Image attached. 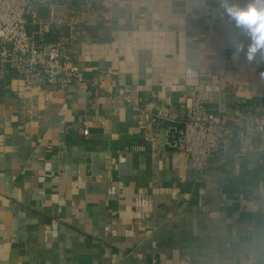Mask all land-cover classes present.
<instances>
[{
	"label": "crops",
	"instance_id": "obj_1",
	"mask_svg": "<svg viewBox=\"0 0 264 264\" xmlns=\"http://www.w3.org/2000/svg\"><path fill=\"white\" fill-rule=\"evenodd\" d=\"M52 2L28 31L57 42L78 19L75 64L111 90L138 89L173 115L201 94L236 125L264 111V0ZM21 89L0 64V264H264L263 151L238 155L234 138L198 171L165 146L164 122L154 145L106 91L34 89L29 122Z\"/></svg>",
	"mask_w": 264,
	"mask_h": 264
},
{
	"label": "built area",
	"instance_id": "obj_2",
	"mask_svg": "<svg viewBox=\"0 0 264 264\" xmlns=\"http://www.w3.org/2000/svg\"><path fill=\"white\" fill-rule=\"evenodd\" d=\"M52 5V0H0V64L2 67L9 64L18 74L23 87L19 102L27 121L38 117L39 97L32 90L52 94L77 86L82 92L106 91L112 98L127 103L145 140L154 145L160 141L159 125L164 122L165 146L170 150L182 148L198 171H205L221 145L234 138L239 144L238 155L264 152V111L251 112L242 125H236L219 120L207 106L206 98L196 94L181 114L173 115L166 105L149 109L138 89L113 91L106 77L87 76L75 64L72 52L81 34L76 18L70 19L68 32L57 42L35 41L27 29L28 16L36 14L39 7ZM78 121L82 123L83 135L88 136L93 122L81 117Z\"/></svg>",
	"mask_w": 264,
	"mask_h": 264
},
{
	"label": "snow or ice",
	"instance_id": "obj_3",
	"mask_svg": "<svg viewBox=\"0 0 264 264\" xmlns=\"http://www.w3.org/2000/svg\"><path fill=\"white\" fill-rule=\"evenodd\" d=\"M242 21L250 22L256 15V10L251 9L248 13H238Z\"/></svg>",
	"mask_w": 264,
	"mask_h": 264
},
{
	"label": "clouds",
	"instance_id": "obj_4",
	"mask_svg": "<svg viewBox=\"0 0 264 264\" xmlns=\"http://www.w3.org/2000/svg\"><path fill=\"white\" fill-rule=\"evenodd\" d=\"M258 45L264 46V33H260L256 37ZM256 51V46H253L252 52L254 53Z\"/></svg>",
	"mask_w": 264,
	"mask_h": 264
}]
</instances>
